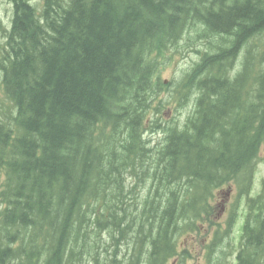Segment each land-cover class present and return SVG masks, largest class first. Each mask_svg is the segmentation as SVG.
I'll list each match as a JSON object with an SVG mask.
<instances>
[{"label":"trees","instance_id":"trees-1","mask_svg":"<svg viewBox=\"0 0 264 264\" xmlns=\"http://www.w3.org/2000/svg\"><path fill=\"white\" fill-rule=\"evenodd\" d=\"M9 1L0 264H186L179 239L261 161L264 0ZM187 47L198 60L162 79ZM171 106L191 110L165 119ZM234 220L203 245L206 264L236 250ZM261 224L236 264H260Z\"/></svg>","mask_w":264,"mask_h":264},{"label":"rangeland","instance_id":"rangeland-1","mask_svg":"<svg viewBox=\"0 0 264 264\" xmlns=\"http://www.w3.org/2000/svg\"><path fill=\"white\" fill-rule=\"evenodd\" d=\"M28 1L32 5L39 8L42 0H28ZM11 15H12V7L10 2L8 3L7 0H0V29H5V30L9 29ZM1 34L2 31L0 30V40L2 37ZM198 56L199 54H196L191 49L189 50L188 47H187V51L175 53L172 58L171 64L166 66L162 71V79L174 80V81L180 79L183 71L191 68L193 63H195L198 60ZM189 109L190 108L188 107L179 112V111H174V108L171 106L170 108L164 110L165 119H173L174 121L175 120L183 121L187 113L189 112ZM159 137H160L159 134H155V135H151L150 138L152 139V141H157ZM260 157H261V161L257 165L255 180L260 178L261 172L264 170V144L261 146ZM226 197H227V187L215 191L212 204L214 205L216 213L219 211L220 206L223 203L226 205V208L228 205L230 206L228 200L224 199ZM231 198L234 199L233 208L235 206L237 208V209L235 208L237 218L225 242H228L231 239L233 248H237V246L239 245L238 240H239V235L241 233L240 230L243 224V217L240 213L242 211V207L234 191L231 193ZM220 201L221 203L219 204ZM218 218L220 219L219 220L221 225L220 230L223 231L225 229V222L228 219V217L227 215H223L222 217H218ZM216 220L218 221V219ZM196 226L199 228V231L192 232L190 235H187L186 237L182 236L179 239V247L181 249H187V251L190 254L189 258L186 261V264H206L205 260L202 257L203 244L207 243V241L210 240L214 230L213 229L214 226L209 227L203 221L196 223ZM102 239H104V236H102ZM174 261H170L168 264H175L176 261L175 262ZM226 261L228 262L227 258L223 260L224 263Z\"/></svg>","mask_w":264,"mask_h":264},{"label":"flooded vegetation","instance_id":"flooded-vegetation-1","mask_svg":"<svg viewBox=\"0 0 264 264\" xmlns=\"http://www.w3.org/2000/svg\"><path fill=\"white\" fill-rule=\"evenodd\" d=\"M232 191V189L227 190V197L224 199L228 200L230 206L228 205L226 208V205L223 203L218 212L219 217L227 215L229 210H232V205L234 204V199L231 198ZM237 198L242 207V211L240 213L243 217V224L241 228L243 237L247 234L246 231L251 230L252 232H258L259 228L257 227V221H259L260 224L261 221H264V179L259 178L258 181L251 182L247 187H243ZM245 243L246 239H244V246H242L244 249H246ZM255 257L258 263L264 262V256L257 254Z\"/></svg>","mask_w":264,"mask_h":264}]
</instances>
